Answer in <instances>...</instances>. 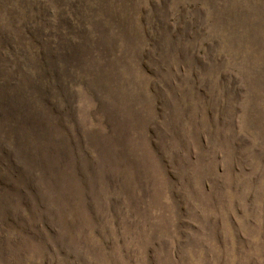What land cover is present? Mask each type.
Returning a JSON list of instances; mask_svg holds the SVG:
<instances>
[{
  "label": "rangeland",
  "instance_id": "1",
  "mask_svg": "<svg viewBox=\"0 0 264 264\" xmlns=\"http://www.w3.org/2000/svg\"><path fill=\"white\" fill-rule=\"evenodd\" d=\"M0 264H264V0H0Z\"/></svg>",
  "mask_w": 264,
  "mask_h": 264
}]
</instances>
